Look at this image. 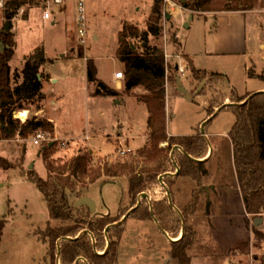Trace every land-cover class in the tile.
I'll return each instance as SVG.
<instances>
[{
  "label": "rangeland",
  "instance_id": "obj_1",
  "mask_svg": "<svg viewBox=\"0 0 264 264\" xmlns=\"http://www.w3.org/2000/svg\"><path fill=\"white\" fill-rule=\"evenodd\" d=\"M261 1L258 0L257 6L246 9L250 12L245 15L225 12L219 14L216 21L214 11L204 13L208 18L195 14L190 19V14H181L182 10L189 11L180 2L165 0L166 12L172 16L169 19L164 17L160 37H149L151 45L163 47L167 68L168 128L162 134H150L147 128L149 109L142 101V97L148 94L147 90L138 87L127 93L123 89L125 76L120 81L121 95H94L87 75L88 59H95L99 78L112 85L116 81L115 73H124L125 65L117 55L119 32L126 21L139 26L141 30L146 28L153 0H86L88 34L84 42L80 41L78 35L76 0L52 5L50 18L43 17L45 0H28L19 11L10 7L13 17L6 14L9 5L0 9V42L6 49L4 33L12 31L16 43L15 54L11 59L12 76L17 71L18 82L22 81L24 58L37 48H44L46 56L53 61L40 69L44 97L24 101L25 110L22 111H28L29 118L50 120V117H54L59 126L56 128L54 121L50 120L55 129L45 131L50 142H54V148L47 157L43 153L49 145L41 148L29 140L30 136H16L13 139H19L25 146L21 159H25L21 163L23 167L14 170L0 167V218L8 220L0 240V264H50L48 244L35 233L36 229H46L50 208L44 194L27 178L32 173L49 180L51 185L59 184L60 179L72 177L71 182L76 185L66 191L74 207V215L80 212L87 214V211L82 212V208L73 203L81 196H87L85 193L89 189L100 212L91 213L110 215L115 220L121 206L126 210L131 208L125 168L132 166L137 171H147L146 177L156 173L150 170H157L160 180L165 169L166 172L179 175L181 169L175 152L184 148L173 143V138L194 134L200 129L206 132V123L211 120L205 136L217 147L213 150L214 162H220L227 171L229 180L223 186H228L233 170L231 142L227 133L236 122V117L226 107L230 103H242L255 94L244 93L246 90L264 91L261 89L264 79L248 75L251 69L259 74L264 73V6ZM215 21L218 22L217 26ZM6 26L10 31L6 30ZM132 41L135 45L139 44V41ZM241 48L242 52L237 54ZM186 54H195L199 68L219 71L228 75L229 79L212 72H191L190 66L186 64ZM177 66L180 67L176 70ZM178 78L188 89L191 99L177 89ZM237 93L240 96L235 97ZM97 135L111 137L114 147L123 141L132 148L130 156L119 158L96 151L93 153L101 156L95 158L90 154L92 160L89 167L102 174L95 183H89L88 175L83 178L80 174L74 178L70 170L58 175L60 168L65 163L69 165L80 152H92L87 137ZM6 140L0 132L2 158H6ZM206 160L196 159L195 168L207 169ZM32 163L34 167H31ZM50 164L55 168L49 176ZM107 171L109 174H106ZM209 183L206 180L198 183L193 177L180 176L173 186V193H169L170 204L179 211L192 200L197 203L195 212L188 218L194 231V243L187 250V254L192 255L190 264H197L196 253L200 251L196 252V226L205 228V231L199 232V237L206 239L213 235L209 236L206 231L214 233L215 229L219 232L217 240L213 242L216 247L213 252L216 254L207 256L206 264H223L226 256V264H260L264 256V242L259 241L255 229L264 232V213L249 214L238 193L227 189L222 197L216 187ZM68 187L71 185L68 184ZM145 194L152 202L154 195ZM141 197H144L143 194ZM181 197L185 201L180 200ZM132 211L133 208L106 229L108 231L115 224H127L117 264H179L172 258L170 251L173 242L180 240L184 231L179 239L171 238L159 226L156 218H129ZM81 213L80 216L83 215ZM61 217H52L51 224L59 223ZM256 218L263 221L256 224ZM229 255L235 258L234 263L230 262Z\"/></svg>",
  "mask_w": 264,
  "mask_h": 264
},
{
  "label": "trees",
  "instance_id": "obj_2",
  "mask_svg": "<svg viewBox=\"0 0 264 264\" xmlns=\"http://www.w3.org/2000/svg\"><path fill=\"white\" fill-rule=\"evenodd\" d=\"M28 0H11L8 4L7 16L13 17L10 7L19 11ZM191 13L204 15L209 11H244L257 6L258 0H173ZM264 6V0L261 1ZM152 11L146 21L147 27L143 30L139 26L128 23L124 24L119 32L120 45L117 55L125 65L124 75L126 76L124 90L128 93L133 89L142 87L148 94L142 97V101L148 106L151 114L148 120V130L150 134H162L167 131V106H166V61L164 49L158 45H151L149 37L158 38L163 32V19L167 16L165 0H153ZM12 31L4 33L6 49L0 53V132L6 139H13L16 136L27 138L39 130L54 131L55 125L50 120H41L37 117H30L22 123L18 118H14L15 110H25L24 101L29 99L43 98V81L40 74L41 67L52 60L46 57L44 48H37L28 57H25L22 69V81H17L19 73L16 71L12 76L11 59L15 54ZM132 40L139 44H134ZM82 52H80V55ZM190 62L191 72L197 74L205 72L197 69L193 61ZM178 68H176L177 70ZM98 67L95 59L87 60L88 83L93 87V94L99 96L117 97L121 91L108 85L99 78ZM222 78L226 75L219 72H212ZM251 77L264 79V74H256L251 70ZM16 80V81H15ZM232 110L236 117V122L228 132V137L232 140L235 170L243 203L246 212L251 215L264 213V91H260L250 96L244 102H235L227 105L226 110ZM209 120L206 123L205 131L196 130L194 134L179 135L173 138V143L180 144L184 150H177V164L180 166V174L172 175L165 172L163 181L156 172L152 176H147V171H137L134 167H126L130 205L133 208L129 218L138 220L157 219L160 226L167 234L174 239H181L173 242L170 255L179 264H190L191 256L187 250L194 243V231L188 218L195 212L196 200L190 201L180 211L169 202V193H173V186L180 176H190L199 182H203L204 176L209 174L207 169H196V159L208 158L211 152L207 133ZM54 145L47 146L45 157L53 150ZM90 152L79 153L71 163H65L60 168L58 175L70 170L74 178L80 175L84 178L89 176V183L97 182L102 176L100 171L89 167L92 157ZM23 160H8L0 157V167L5 170H14L22 166ZM174 166L173 161L169 160ZM55 166L49 165V176ZM123 168V167H121ZM123 171V172H124ZM106 174H109L108 171ZM28 179L36 184L37 188L44 194L50 208L52 217H61L60 222L52 225L50 220L46 229H40L37 234L39 239L48 244V258L50 264H116L118 261V249L121 237L126 230V224H115L108 231L107 227L120 221L130 210L120 207L119 213L114 217L110 215L92 214L89 207L82 205L83 215H74V207L69 200L67 188L73 189L72 177L59 180V184L51 185L49 180L43 179L40 175L32 173ZM74 183V184H73ZM68 184L71 187H68ZM62 186V189L60 188ZM64 186V188H63ZM60 189V190H59ZM150 193L154 195L150 202L142 194ZM113 220V221H112ZM6 218H0V240L2 239L7 223ZM94 234V235H93ZM255 235L259 241L264 242V232L255 229ZM82 258V259H80ZM264 264V256L261 263Z\"/></svg>",
  "mask_w": 264,
  "mask_h": 264
},
{
  "label": "crops",
  "instance_id": "obj_3",
  "mask_svg": "<svg viewBox=\"0 0 264 264\" xmlns=\"http://www.w3.org/2000/svg\"><path fill=\"white\" fill-rule=\"evenodd\" d=\"M225 12H233V13H238V14H241V15H245L246 14V12H250V11H225ZM225 12H216V14H214L215 15V20L217 21V19H218V15L219 14H222V13H225ZM190 14V16L192 15V17H194L195 16V14H193V13H191L190 11L189 12H187V11H183L182 10V12H181V14L183 15V14ZM180 14V15H181ZM181 15V16H182ZM180 16V17H181ZM200 16V15H199ZM208 16V15H207ZM206 15H205V18H208ZM215 21V22H216ZM55 22H53V24H54ZM216 25L215 26H217L218 25V22H216L215 23ZM218 35V34H217ZM243 48H244V46H243ZM243 48H241L240 49V52H237V54H239V53H241L242 52V50H243ZM213 52H215V51H212V54H215V53H213ZM218 54H222V53H220V52H217ZM186 55H188V59L186 58V64L187 65H189L190 66V60L191 61H193V64H194V66L197 68V69H200V70H202V71H206V72H208V73H210V72H219V71H212V70H210V71H208V70H206V69H202V68H199L200 67V65H198V63L196 62V59L194 58V56H195V54H193V55H189V54H186ZM47 57V56H46ZM48 59H50V60H52L51 58H49V57H47ZM53 62V61H52ZM48 63V62H47ZM46 63V64H47ZM185 64V65H186ZM46 66V65H45ZM252 71H254L256 74H258V75H260L259 73H257L254 69H251ZM220 73V72H219ZM48 74V73H47ZM222 74H224V73H222ZM264 74V73H263ZM224 75H226V74H224ZM249 75V77H251L250 76V74H248ZM226 77H227V79H229L228 78V75H226ZM116 78V77H115ZM251 78H254V77H251ZM120 79H117L116 78V81H115V83L112 85L110 82H106L108 85H110V86H114L116 89H118V90H120L121 89V87H122V85H121V83H120ZM261 89L262 90H264V86L263 87H261ZM247 92H255V93H257L258 91H254V90H246L244 93H247ZM244 93L243 94H241V95H244ZM240 96V93H237L236 95H235V97L236 96ZM170 115V113H169V109H168V116ZM150 117H151V114L149 113L148 115H147V122H148V120L150 119ZM50 120H52V121H54V124L56 125V128H58L59 126L57 125V120L54 118V117H50L49 118ZM167 121H168V119H167ZM146 122V123H147ZM147 125H148V123H147ZM148 128V127H147ZM170 132V131H169ZM229 132V131H228ZM171 133V132H170ZM89 135V134H88ZM91 136V135H90ZM96 137H103V138H106V137H108L110 140H111V144H112V147H113V140H112V138L111 137H109V136H100V135H97ZM96 137H93V138H96ZM207 137V136H206ZM227 137H228V133H227ZM208 138V137H207ZM229 140H230V142H231V154H232V180H231V182L230 183H228V188L227 187H224L223 185H224V182L225 181H227V180H229L228 179V175H227V171H225V168H222V166H221V163L220 162H217V161H215L214 162V159H215V154L213 153V150L214 149H216L217 147L216 146H214V144H213V142H211V140H210V138H209V141H210V145H211V152H210V156L207 158V160H206V162H207V169H208V171H209V174L208 175H206V176H204V178H203V182H204V180H206L208 183H209V180H211V178H213V176H214V178L212 179V181L209 183L210 185H214L215 187H216V191H219V193L222 195V197H224L225 196V192L224 191H227V189L228 190H233L234 192H236V193H238V195H239V197H240V199L242 200V203H243V196H242V193H241V189H240V187H239V185H238V179H237V170H235V164H234V154H233V144H232V140L230 139V137H229ZM96 151H98V150H94V151H92V152H90L95 158L96 157H100L101 155H97V154H94ZM94 152V153H93ZM168 174H172V175H176V174H173V173H170V172H168ZM27 178H28V176H27ZM174 188V187H173ZM193 192H194V189H193ZM191 193H192V191H191ZM85 195H87V196H90V197H92L94 200H95V207H96V213H98L99 211H98V207H97V202H96V199L93 197V195L90 193V190L88 189L87 190V193H85ZM180 200H182V201H185V198H182L181 197V199ZM77 201V200H76ZM76 201H74V203L73 204H75V202ZM214 202V201H213ZM213 204V203H212ZM244 204V203H243ZM244 206H245V204H244ZM246 211V210H245ZM100 213V212H99ZM50 218H51V214H50ZM50 220V219H49ZM155 220V219H154ZM158 224H159V222H157ZM160 226V225H159ZM126 229H127V224H126ZM196 229H197V231H196V234H195V238H196V252L198 251V250H200L198 253H196L197 254V264H206V263H208L207 262V256H209V257H211V256H213V255H215L216 253L215 252H213L215 249H216V247H215V244L213 245V242H215L216 240H217V235H218V233L219 232H216L217 230H215L214 229V233H211L210 231H206V232H209L208 234H209V236H211L212 234V236L210 237V239H206L205 237H199V232L201 233V232H203V231H205V228L204 227H200L199 228V226L197 227L196 226ZM40 229H36V231H35V233H36V235H37V237L39 238V236H38V234H37V232L39 231ZM225 231H227V229H225ZM229 231H232V230H229ZM125 232H126V230H125ZM124 232V233H125ZM232 232H234V231H232ZM124 233H123V235H124ZM222 234H223V231L221 232ZM231 233V232H230ZM167 234V233H166ZM123 235H122V237H123ZM168 235V234H167ZM223 235H225V234H223ZM122 237H121V241H120V245H119V249H118V256H119V253H120V248H121V245H122V241H123V239H122ZM173 240V239H172ZM207 254V255H206ZM228 254V253H227ZM226 254V255H227ZM192 256V255H191ZM230 256V255H229ZM232 256V255H231ZM230 256V257H231ZM237 257L239 256V255H236ZM227 257V256H226ZM226 257H224V259H223V261L224 262H222L223 264H226V263H228L227 262V259H226ZM233 259H235V258H233V257H231L230 258V262H233L234 263V261H233ZM120 260V256H119V258H118V261ZM118 261L116 262V264L118 263Z\"/></svg>",
  "mask_w": 264,
  "mask_h": 264
},
{
  "label": "built area",
  "instance_id": "obj_4",
  "mask_svg": "<svg viewBox=\"0 0 264 264\" xmlns=\"http://www.w3.org/2000/svg\"><path fill=\"white\" fill-rule=\"evenodd\" d=\"M11 0H0V9H5V7L10 3ZM45 8H44V18H50L52 16L51 14V8L52 5H59L64 4L66 0H45ZM77 3V9L79 12V19H78V35L81 42H84L85 37L88 34V25H87V8H86V0H76ZM180 66H178L179 68ZM181 71L183 72V68H181ZM117 79H124L125 75L123 72L118 71L115 73ZM28 111H22V110H15L14 111V117L18 118L22 123L26 122L29 119V112ZM25 116H23V114ZM88 144L91 148V151L98 150L101 153L116 156L119 158H127L130 156V152H132V148L127 146L123 141L120 142V144H116V146L112 147L111 140L106 137L107 140H109V144L106 146L103 143V137H87ZM34 144L40 146L41 148L45 147L46 145L50 144L49 137L47 135V132H44L43 130H39L33 134L30 135V139ZM96 141V143H94ZM6 143L8 144L7 148H5V157L11 161L14 160H21L25 153V146L24 144L20 143V140L17 139L16 141L7 139ZM102 143V144H101Z\"/></svg>",
  "mask_w": 264,
  "mask_h": 264
},
{
  "label": "water",
  "instance_id": "obj_5",
  "mask_svg": "<svg viewBox=\"0 0 264 264\" xmlns=\"http://www.w3.org/2000/svg\"><path fill=\"white\" fill-rule=\"evenodd\" d=\"M171 16L172 15L170 13H168L166 17L169 19V18H171ZM190 19H192V15L190 16ZM6 30L7 31H10V28L6 26ZM4 50H5V46L0 42V52H3ZM177 68H178V66H177ZM177 89H179L181 92L185 93V95H186V97L188 99H191L190 98L189 91L183 85L181 78H178V81H177ZM53 143H51L50 146H52ZM31 167H34V163H32ZM164 176H165V174H163V176L161 177V180L164 178ZM143 196L145 197V196H147V194H143ZM81 205H86L87 207H89L92 213H95L96 212L95 200L92 197H90V196H81V198H79L75 202V206L81 207ZM255 220H256V224H259V222L263 221L260 218H256ZM80 259H82V258H80Z\"/></svg>",
  "mask_w": 264,
  "mask_h": 264
},
{
  "label": "bare ground",
  "instance_id": "obj_6",
  "mask_svg": "<svg viewBox=\"0 0 264 264\" xmlns=\"http://www.w3.org/2000/svg\"><path fill=\"white\" fill-rule=\"evenodd\" d=\"M26 113H28V112H26ZM102 141H103L104 145H106V146L109 144V140H107L106 138H104ZM94 143H96V141H94Z\"/></svg>",
  "mask_w": 264,
  "mask_h": 264
},
{
  "label": "flooded vegetation",
  "instance_id": "obj_7",
  "mask_svg": "<svg viewBox=\"0 0 264 264\" xmlns=\"http://www.w3.org/2000/svg\"><path fill=\"white\" fill-rule=\"evenodd\" d=\"M51 143H52V142H51ZM51 143H50V144H51ZM48 145H49V144H48Z\"/></svg>",
  "mask_w": 264,
  "mask_h": 264
}]
</instances>
